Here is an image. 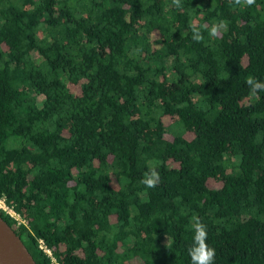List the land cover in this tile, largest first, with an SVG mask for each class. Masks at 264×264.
<instances>
[{
  "label": "trees",
  "instance_id": "trees-1",
  "mask_svg": "<svg viewBox=\"0 0 264 264\" xmlns=\"http://www.w3.org/2000/svg\"><path fill=\"white\" fill-rule=\"evenodd\" d=\"M181 4L0 0V216L35 264H191L194 216L264 264V0Z\"/></svg>",
  "mask_w": 264,
  "mask_h": 264
},
{
  "label": "clouds",
  "instance_id": "clouds-1",
  "mask_svg": "<svg viewBox=\"0 0 264 264\" xmlns=\"http://www.w3.org/2000/svg\"><path fill=\"white\" fill-rule=\"evenodd\" d=\"M233 3L236 5L244 4L251 6L255 3V0H233ZM172 5L177 8L182 7L181 0H172ZM227 27V21L220 20L218 23H214L211 26L209 29V35L215 38L220 35L222 31H226ZM192 32V39L194 41L199 42L203 38L199 28H193ZM245 82L248 85L251 94L257 95L259 92H264V82L258 81L251 76L247 77ZM159 181L160 174L155 167H152L144 173L140 183L150 189L156 187ZM192 219V246L188 249L191 264H214L216 251L206 243L208 235L206 226L199 218L194 216Z\"/></svg>",
  "mask_w": 264,
  "mask_h": 264
},
{
  "label": "water",
  "instance_id": "water-1",
  "mask_svg": "<svg viewBox=\"0 0 264 264\" xmlns=\"http://www.w3.org/2000/svg\"><path fill=\"white\" fill-rule=\"evenodd\" d=\"M0 264H35L19 235L0 216Z\"/></svg>",
  "mask_w": 264,
  "mask_h": 264
},
{
  "label": "built area",
  "instance_id": "built-area-1",
  "mask_svg": "<svg viewBox=\"0 0 264 264\" xmlns=\"http://www.w3.org/2000/svg\"><path fill=\"white\" fill-rule=\"evenodd\" d=\"M0 209L3 210L4 212H6L9 216L13 217L15 220H17V221L19 220L18 216L11 210V208L4 205L2 199H0ZM38 242H39V246L42 247L41 241L38 240ZM44 251L46 253H48V251L46 249H44Z\"/></svg>",
  "mask_w": 264,
  "mask_h": 264
}]
</instances>
